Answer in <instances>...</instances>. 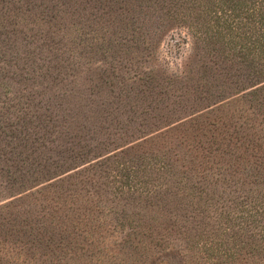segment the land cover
<instances>
[{"label": "rangeland", "instance_id": "obj_1", "mask_svg": "<svg viewBox=\"0 0 264 264\" xmlns=\"http://www.w3.org/2000/svg\"><path fill=\"white\" fill-rule=\"evenodd\" d=\"M211 15L201 0H0V151L26 141L19 168L159 136L94 163L92 183L11 186L18 161L0 154V264H264V106L233 101L252 58L224 51Z\"/></svg>", "mask_w": 264, "mask_h": 264}, {"label": "trees", "instance_id": "obj_2", "mask_svg": "<svg viewBox=\"0 0 264 264\" xmlns=\"http://www.w3.org/2000/svg\"><path fill=\"white\" fill-rule=\"evenodd\" d=\"M210 3L216 9L210 7ZM185 10V9H183ZM212 26L208 27V30L211 31V37L216 39L217 42H220L221 47L226 53H230L233 50V55H237L239 58L251 57L249 61V73H253L247 78H250L252 82H255L253 89L246 93L245 95L234 99L233 101H246L250 102L255 106H264V75L259 76L258 73H264V0H201V17L203 15L210 14ZM187 13L185 12L184 15ZM192 15V13H188ZM238 48L237 53L235 52ZM175 126V125H173ZM170 126L169 128L173 127ZM175 128L167 129L164 133H170ZM4 132V131H2ZM8 136L7 134H5ZM9 138H3L1 142L5 145L6 150L0 151V154L3 156L7 162L10 163L18 161V167L16 170L8 169L9 173L13 172L15 175L11 176V186L19 184L28 183L30 180H36L38 177L47 178L46 184L48 186H58L59 183H67L70 181L69 185H74L78 183V175H84L85 178L81 179V182L92 183L94 177L91 174L90 167L97 163H105L118 155L133 153L132 151H139L144 149L148 143L152 142L156 137L144 138L141 141L133 142L132 144H126L124 148L120 151H116L112 155L103 157L102 161H95L94 163L86 160L83 155L85 153H74L72 155H67L63 157V162L58 161L57 163L51 166H63L65 162L72 160H81L80 163L76 161L75 165L69 167L67 171H63V176L52 175L54 172L51 166H49V161L46 160V163L40 164L38 167H34L28 170V174L24 172L23 163L27 160L22 156L23 146L25 147L26 141L22 142L18 135L8 136ZM19 138V141H18ZM119 149V148H118ZM146 151V150H142ZM118 152V153H117ZM122 153V154H121ZM140 154L138 157H140ZM97 162V163H96ZM89 163L88 165H85ZM85 165V166H84ZM12 170V171H10ZM8 173V174H9ZM92 176V177H91ZM78 180V181H77Z\"/></svg>", "mask_w": 264, "mask_h": 264}]
</instances>
